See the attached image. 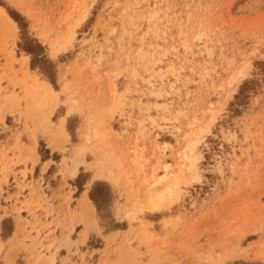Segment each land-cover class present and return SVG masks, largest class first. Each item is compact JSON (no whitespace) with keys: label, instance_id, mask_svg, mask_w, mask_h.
<instances>
[{"label":"rangeland","instance_id":"rangeland-1","mask_svg":"<svg viewBox=\"0 0 264 264\" xmlns=\"http://www.w3.org/2000/svg\"><path fill=\"white\" fill-rule=\"evenodd\" d=\"M0 5V264H264V0Z\"/></svg>","mask_w":264,"mask_h":264},{"label":"bare ground","instance_id":"bare-ground-1","mask_svg":"<svg viewBox=\"0 0 264 264\" xmlns=\"http://www.w3.org/2000/svg\"><path fill=\"white\" fill-rule=\"evenodd\" d=\"M0 21L2 24H6L7 26L11 27V28H17V23L16 21L8 14V12L6 11V9L0 5ZM50 84V83H49ZM48 89L50 91H53L52 90V86L48 85ZM196 146V142H193V145H192V148H191V151H194V148ZM164 148V147H163ZM188 156V155H187ZM193 166H195V163L193 162L192 163ZM169 165L166 164L165 165V168H167ZM77 164H75L73 170H72V175H76L77 174ZM196 175H199V173H197ZM163 177H165V175H162L160 178L158 177L155 181H160ZM172 189L169 188V191L168 192H171ZM151 196H157L158 198H160V196H162V193L161 192H157V194L155 195H151ZM159 201V199H157ZM153 204H157V201L156 202H153ZM86 207H88L90 210L93 209L94 205L92 204L91 202V199L87 197V200H86Z\"/></svg>","mask_w":264,"mask_h":264},{"label":"trees","instance_id":"trees-1","mask_svg":"<svg viewBox=\"0 0 264 264\" xmlns=\"http://www.w3.org/2000/svg\"><path fill=\"white\" fill-rule=\"evenodd\" d=\"M10 12V15L21 25L22 24V22H21V18L22 17H20V15H18V13H15L14 11H9ZM98 187H94L91 191H90V197H91V199L94 201V202H98V196H97V193H96V189H97Z\"/></svg>","mask_w":264,"mask_h":264}]
</instances>
